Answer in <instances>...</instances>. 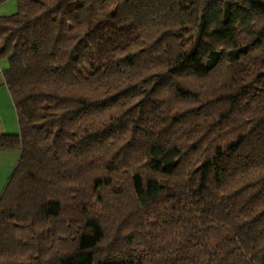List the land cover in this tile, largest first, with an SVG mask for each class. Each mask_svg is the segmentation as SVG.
Wrapping results in <instances>:
<instances>
[{
	"label": "trees",
	"instance_id": "16d2710c",
	"mask_svg": "<svg viewBox=\"0 0 264 264\" xmlns=\"http://www.w3.org/2000/svg\"><path fill=\"white\" fill-rule=\"evenodd\" d=\"M15 3L0 264H264V0Z\"/></svg>",
	"mask_w": 264,
	"mask_h": 264
},
{
	"label": "crops",
	"instance_id": "0c3cea01",
	"mask_svg": "<svg viewBox=\"0 0 264 264\" xmlns=\"http://www.w3.org/2000/svg\"><path fill=\"white\" fill-rule=\"evenodd\" d=\"M5 69L1 67L0 71H3ZM13 116L15 117L14 108L12 106L6 88L2 84L0 76V135H16L18 133V129L17 131L16 129L12 131L11 129L7 130L4 127L6 118L9 121V119L11 117L13 118ZM1 123L3 124V126L1 125ZM18 155L19 150L17 149H0V179L3 178V175L7 179V175H9L8 173H10L9 168L13 167L15 162H17Z\"/></svg>",
	"mask_w": 264,
	"mask_h": 264
},
{
	"label": "rangeland",
	"instance_id": "374dc122",
	"mask_svg": "<svg viewBox=\"0 0 264 264\" xmlns=\"http://www.w3.org/2000/svg\"><path fill=\"white\" fill-rule=\"evenodd\" d=\"M16 10L17 9H16L15 0H7L5 3L0 5V16H7V15L14 14L16 12ZM1 67L4 68V69L7 67V61L6 60H4V59L0 60V68ZM1 125L3 126L2 123H1ZM4 127L7 130L11 129L13 131V130L16 129V131H17L16 117H14V116H13V118L11 117L9 119V121L6 118V122L4 124ZM18 158H19V155H18ZM18 158H17V160H18ZM15 164H16V162H15ZM15 164L13 165V167L9 168V172L10 173H8L9 175H7L8 176L7 179H6V177H4V175H3V178L0 179V190H1L0 195H1V193H2V191L4 189V187H5V185H6L7 181H8V179H9L12 171H13V168H14Z\"/></svg>",
	"mask_w": 264,
	"mask_h": 264
}]
</instances>
